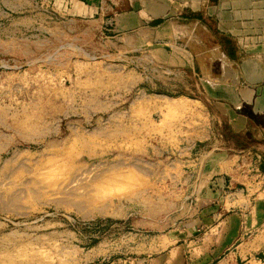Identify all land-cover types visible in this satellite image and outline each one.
<instances>
[{"label": "rangeland", "instance_id": "rangeland-1", "mask_svg": "<svg viewBox=\"0 0 264 264\" xmlns=\"http://www.w3.org/2000/svg\"><path fill=\"white\" fill-rule=\"evenodd\" d=\"M56 1L52 22L33 5L0 18V264H131L145 239L129 211L162 204L182 139L179 89L128 41L77 37L76 4Z\"/></svg>", "mask_w": 264, "mask_h": 264}, {"label": "crops", "instance_id": "crops-1", "mask_svg": "<svg viewBox=\"0 0 264 264\" xmlns=\"http://www.w3.org/2000/svg\"><path fill=\"white\" fill-rule=\"evenodd\" d=\"M69 1L77 37L99 52L107 37L119 51L128 41L179 89L182 139L168 148L162 204L129 211L145 239L131 264H264V144L245 149L217 130L225 120L264 141V0ZM56 2L0 0V18L33 5L30 20L52 22L40 10Z\"/></svg>", "mask_w": 264, "mask_h": 264}, {"label": "trees", "instance_id": "trees-1", "mask_svg": "<svg viewBox=\"0 0 264 264\" xmlns=\"http://www.w3.org/2000/svg\"><path fill=\"white\" fill-rule=\"evenodd\" d=\"M253 118L256 121H259V119L256 118L255 116H253ZM222 122L223 123L220 126H218V123L215 122L216 125L218 126L217 130L219 131V133L221 132L222 134H224L227 140L233 141L235 146H239V147L243 146L245 149L252 148L256 150L259 145L264 144L263 140H260L255 134H252L250 131L247 132V134L243 132L235 133L232 131L231 127L225 122V120H223ZM262 154H263L262 169L264 171V153Z\"/></svg>", "mask_w": 264, "mask_h": 264}]
</instances>
